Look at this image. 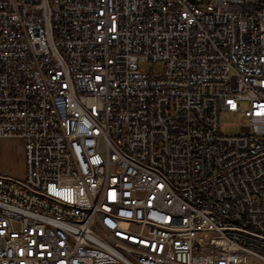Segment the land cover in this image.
<instances>
[{"label": "built area", "instance_id": "1", "mask_svg": "<svg viewBox=\"0 0 264 264\" xmlns=\"http://www.w3.org/2000/svg\"><path fill=\"white\" fill-rule=\"evenodd\" d=\"M0 137V264H264V0H0Z\"/></svg>", "mask_w": 264, "mask_h": 264}, {"label": "rangeland", "instance_id": "2", "mask_svg": "<svg viewBox=\"0 0 264 264\" xmlns=\"http://www.w3.org/2000/svg\"><path fill=\"white\" fill-rule=\"evenodd\" d=\"M140 66L147 71L160 73L164 70L162 62H141ZM221 130L226 134L248 133L252 126L237 113L222 112ZM0 173L23 179L26 174L25 151L23 140L17 137H0Z\"/></svg>", "mask_w": 264, "mask_h": 264}]
</instances>
